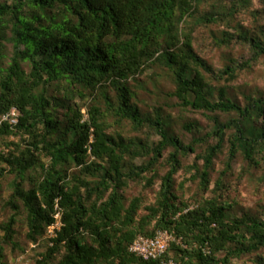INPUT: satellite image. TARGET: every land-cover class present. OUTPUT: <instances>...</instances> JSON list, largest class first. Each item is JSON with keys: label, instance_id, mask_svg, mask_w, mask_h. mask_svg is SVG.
I'll list each match as a JSON object with an SVG mask.
<instances>
[{"label": "trees", "instance_id": "obj_1", "mask_svg": "<svg viewBox=\"0 0 264 264\" xmlns=\"http://www.w3.org/2000/svg\"><path fill=\"white\" fill-rule=\"evenodd\" d=\"M254 1L0 0V116L17 110L16 123H0V188L12 178L0 264L6 245L24 250L15 240L22 212L27 241L47 240L36 264H232L264 248V219L231 218V204L218 198L239 154L263 167L264 96L242 105L224 88L215 100L210 75L217 70L196 50L193 26L234 27L237 33L225 30L215 42L248 44L245 65L252 68L251 61L264 57V26L245 28L237 16ZM157 63L172 73L171 95L181 106L236 116L185 143L162 109H143L132 88L130 81ZM218 71L229 82L240 74L236 64ZM77 97L92 99L86 113ZM226 140L225 168L210 189ZM198 146L204 163L189 179L199 181L203 195L189 201L178 193L188 178L176 187V175ZM157 180L156 200L147 204L144 191ZM132 183L141 192L128 197ZM209 191L214 195L206 197ZM160 230L174 237L163 257L130 251L135 239Z\"/></svg>", "mask_w": 264, "mask_h": 264}, {"label": "rangeland", "instance_id": "obj_2", "mask_svg": "<svg viewBox=\"0 0 264 264\" xmlns=\"http://www.w3.org/2000/svg\"><path fill=\"white\" fill-rule=\"evenodd\" d=\"M237 21L251 30L256 29L258 26L262 28L264 26V0H255L250 10L239 13ZM193 26L195 28L194 46L196 50L217 70L216 74L210 75L215 100L220 98V91L224 88L229 98L242 105H245L251 96H264V57H261L258 61H251L252 68H247L245 64L252 56V50L248 44L233 40L228 46H219L215 42V36H221L225 30L237 33L234 27H227L224 24H211L209 26L196 24ZM234 64L239 66L240 74L236 80L229 82L226 80L228 75H222V72L218 70H224L226 65ZM220 74L221 76H219ZM130 82L132 88L138 94L140 106L145 110H151L155 107L161 108L171 130L178 134L185 143H190L194 138L211 132L217 121L225 122L236 116L234 113L194 111L181 106L178 99L171 95V92L175 90L173 75L170 73L169 68L161 63L151 65L137 80H131ZM77 101L83 105L82 109L85 113L87 112V105L93 102L91 98L81 99L79 97H77ZM191 126L193 127L192 130L190 129ZM127 129L128 132H131L129 126ZM230 133L229 131L228 134ZM13 139L15 137L9 138V140ZM158 139V135L151 137L152 141ZM229 147L230 143L226 140L224 151L215 159L214 169L211 173L210 189L215 187L216 180L225 168ZM203 149L204 146H198L197 152L184 157V168L176 175V187L185 178H188L184 192L178 189V193L185 200L192 201L193 198H200L203 195L199 187V181L189 179L194 173V166L197 164L202 167L204 163L203 159L200 158ZM169 152L170 150L165 152V158ZM166 168L165 165L159 168L160 175L165 174ZM11 180L12 178L8 177L0 188V224L7 220L12 213L11 209L5 205V201L11 193ZM159 187L160 180H157L155 186L144 191L147 204L156 200ZM140 192L141 186L132 183L127 190V196L131 197ZM222 193L223 197L218 196V198L220 201L231 204L229 210L231 218L251 214L264 219V164L263 167H253L248 164L243 155L239 154L233 163L232 172L225 176V186ZM213 195L214 193L211 191L205 194L206 197ZM18 219L19 222L16 226L18 233L15 240L24 250L6 245L4 261L6 264H36V258H38L39 253L45 250L47 240L43 238L38 243H29L26 239L28 229L25 222V213L22 212ZM56 227H58V223L49 228L46 237L52 236ZM261 257L264 258V248L257 253L235 258L232 260V264H260Z\"/></svg>", "mask_w": 264, "mask_h": 264}, {"label": "built area", "instance_id": "obj_3", "mask_svg": "<svg viewBox=\"0 0 264 264\" xmlns=\"http://www.w3.org/2000/svg\"><path fill=\"white\" fill-rule=\"evenodd\" d=\"M17 110L13 108L10 112L0 116V123L8 121L16 123ZM59 215H57L58 217ZM60 224L58 223V226ZM174 240L172 233L167 230H160L152 238L140 236L130 245V251L144 259L161 258L167 252L171 242ZM165 264H177L174 260H168Z\"/></svg>", "mask_w": 264, "mask_h": 264}]
</instances>
